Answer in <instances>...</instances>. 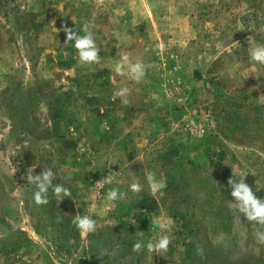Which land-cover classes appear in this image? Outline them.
Segmentation results:
<instances>
[{
	"label": "rangeland",
	"instance_id": "rangeland-1",
	"mask_svg": "<svg viewBox=\"0 0 264 264\" xmlns=\"http://www.w3.org/2000/svg\"><path fill=\"white\" fill-rule=\"evenodd\" d=\"M85 24L98 64L65 43V26L84 35ZM256 47L264 0H0V264H264L259 225L228 184L245 179L264 199ZM121 51L146 66L139 82L116 73ZM125 87L128 104L113 101ZM44 168L70 197L50 188L36 205L26 176ZM149 173L166 181L155 196ZM111 188L126 199L109 200ZM76 214L96 232L81 236ZM165 234L167 252L132 251Z\"/></svg>",
	"mask_w": 264,
	"mask_h": 264
},
{
	"label": "clouds",
	"instance_id": "clouds-1",
	"mask_svg": "<svg viewBox=\"0 0 264 264\" xmlns=\"http://www.w3.org/2000/svg\"><path fill=\"white\" fill-rule=\"evenodd\" d=\"M64 31L67 34V40L65 43L74 41V46L82 63H100V48L96 45L93 33L89 30V25L85 24L83 26L82 31L85 33L84 35H80L78 32L67 26H65ZM250 38L251 37H248V39ZM158 47L161 52L164 51L163 44L158 45ZM118 55H120L121 59L116 65V73L121 76L129 75L131 79L139 82L145 74L146 66L142 63L129 64L127 54H124L122 51L118 53ZM249 59L250 61L264 65V47H256L252 49L250 51ZM126 65L128 68L127 72L125 71ZM128 95L129 89L125 87L115 92L112 99L115 101L119 98L122 104H128ZM49 124L51 126V121ZM146 178L148 180L150 194L153 196L166 187V181L163 178L157 179L155 173H149ZM26 179L30 184L35 185L37 189L33 194L36 205H47L49 203L48 192L50 188L57 201H63L65 197L71 196V191L63 184L53 183V181L56 180V173H54L51 168H44L39 175L28 173ZM111 183H113V178L111 176H107L97 182L98 185ZM228 184L232 189L231 195L235 198V204L238 211L242 213L250 223L259 225L258 228H254L253 236L258 243L264 244V199H260L254 194L252 188L245 183V179H240L237 183L235 179L230 178ZM130 190L133 193H139L142 191V186L138 183H132L130 185ZM126 197L127 193L120 192L118 188H111L107 192V198L111 201L124 200ZM72 223L75 225L81 236L93 234L97 230L96 220L88 215L81 216L76 214ZM153 223H158L159 228L165 233L170 230V225L166 222L153 221ZM171 243V237L165 234L155 243L149 240L146 245L142 242L133 244L132 251L141 252L146 247L148 252L160 254L162 252H167ZM53 264H59V262L53 258Z\"/></svg>",
	"mask_w": 264,
	"mask_h": 264
}]
</instances>
